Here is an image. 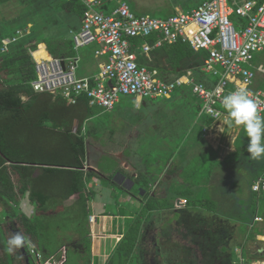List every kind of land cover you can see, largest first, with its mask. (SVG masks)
<instances>
[{"label":"trees","instance_id":"16d2710c","mask_svg":"<svg viewBox=\"0 0 264 264\" xmlns=\"http://www.w3.org/2000/svg\"><path fill=\"white\" fill-rule=\"evenodd\" d=\"M7 1L10 0H0V4ZM57 6L66 13L75 14L80 21L86 11L85 4L80 0H59ZM42 40L53 56L67 58L77 53L71 34L64 37L43 36ZM42 40L31 33L16 48L11 47L7 53L0 52V264H36L31 247L43 253L45 260L56 247L60 249L62 246L67 248L63 264H75L78 253L67 246L72 239L71 232L80 236L85 261L91 254L89 201L95 193L89 188L88 181L96 172L86 168L87 137L100 140L101 136H97L94 126L89 128L86 123L95 115L96 107L89 106L87 95L80 96L75 104H71L62 95L34 90L31 82L37 77V72L32 55L36 59L48 55ZM153 53L165 56L172 67L171 74L165 68H158L164 79L181 75L184 72V69L180 70L182 62L189 59L196 70V78L203 81L205 75L203 71H198V67L204 64L207 51H195L189 43L178 41L164 44ZM258 88L264 90V80L259 81ZM182 91L190 94L192 90L184 85L178 87L172 96ZM21 93L27 97L26 103H21ZM201 121L205 125L213 123L209 116H203ZM238 138L236 150L225 156V160L242 153L244 146L239 144ZM99 167L105 170L103 163ZM27 194L36 205L35 217L17 209ZM185 199L187 203L183 207L188 205L193 210L195 204L191 205L190 196ZM215 203L209 198L202 203V209L216 213ZM155 206L147 201L139 214L130 220L107 264H144V259L149 261L151 252L156 251L153 242L148 243V250L139 252L141 261L137 252L143 226ZM174 207L179 208L175 204ZM197 218L198 215L186 216V227L192 224L197 227ZM15 232H21L29 244L9 254L6 243ZM251 233L263 234L248 227L247 236ZM56 238L58 244L54 241Z\"/></svg>","mask_w":264,"mask_h":264},{"label":"built area","instance_id":"2783aa9c","mask_svg":"<svg viewBox=\"0 0 264 264\" xmlns=\"http://www.w3.org/2000/svg\"><path fill=\"white\" fill-rule=\"evenodd\" d=\"M80 1L86 11L80 29L72 32L75 49L96 43L95 56L105 55L106 59L100 62L95 76L78 77L80 57L53 56L44 43L48 57L36 59L31 54L37 72L31 82L35 91L62 95L71 104L87 95L89 106L111 110L120 94L170 98L178 87L188 85L201 101L200 115L213 119L212 124L203 127V133L207 137L214 130L217 144L211 145L217 150H223L226 145L222 136L228 126L221 132V122L212 113H217L220 119L226 115L221 105L224 95L245 86L262 102L260 106L264 109V91L251 89L257 73L264 75V61L255 62L256 54L264 52V0H205L191 10L177 9L167 18L137 14L126 0H119L111 12L102 10L105 0ZM235 14L240 18L238 23L231 19ZM31 33L28 25L15 29L1 38L0 52H9ZM178 41L189 43L195 51H207L204 70L219 76L213 86L199 81L192 72L164 79L157 67L141 62L142 57L150 56L155 49ZM232 129L231 143L234 144L240 129ZM226 149L231 151L232 147L227 145ZM252 190L264 193V176L253 182ZM186 203V199H179L175 206L180 208ZM95 218L90 215L89 221L94 222ZM260 221L263 216L257 214L255 222ZM235 250L240 253V249ZM31 252L39 264H58L54 257L42 260L34 247Z\"/></svg>","mask_w":264,"mask_h":264},{"label":"crops","instance_id":"0c3cea01","mask_svg":"<svg viewBox=\"0 0 264 264\" xmlns=\"http://www.w3.org/2000/svg\"><path fill=\"white\" fill-rule=\"evenodd\" d=\"M190 1L191 0H173L171 7L169 6L172 14H174L177 9L187 11L195 8L196 6L183 9L180 6V2H184V4L187 5ZM118 2L119 0H105L102 10L111 12L118 5ZM162 5V2H159L156 6L159 7ZM164 5L168 6L166 3ZM137 8L140 10L144 9V7L141 8L140 5L137 6ZM81 24L82 20L80 21L79 27L73 31L79 30ZM97 47L98 44L93 43L81 47L75 54L80 57L77 70L79 77H92L99 72L100 62L104 61L106 56L96 57L95 50ZM149 58H153V62L147 63ZM82 62L85 63V72L79 75ZM141 62L151 67L165 68L167 70L166 72L171 74L170 71H172V67L166 62L165 56L159 57L152 52L150 56L141 58ZM182 69H184V72L181 75L189 72L193 74L196 73L193 63L189 59L182 62L180 70ZM199 70L203 71L205 75V77H203V82L207 86L211 87L217 82L219 76L211 72H206L204 70V64L198 67V71ZM258 74L261 73H257V75ZM231 88H233V86H231ZM258 90L263 89L257 87L256 91ZM175 96L164 99H174ZM178 96L180 99L179 101L176 100L177 103L174 105V109L177 107L183 108L179 110L181 114L179 121H174V118L170 117L172 113H170V115L166 113L167 116L163 115L162 117L156 118L151 123L147 122L145 126L142 125L143 122L139 123V121H141L143 116L132 108H140L145 98H137L135 96L134 104L136 105H133L132 108H130V105L125 106V111L129 112V115L123 118V122H118V125H116L114 129L109 130L105 136L99 137L100 140L90 137V139L100 144L99 147L97 145L98 151L87 150V165L94 167L93 170L96 172L88 181L89 188L95 193L89 201L90 215H95L96 218L94 222L89 221L91 228V254L87 261H85V257L83 256L85 254V249L81 244L79 234L74 232L70 233L72 237L71 243L74 245V250L78 253V259L75 264H107L117 243L123 237L130 220L139 214L147 201L156 206L155 208L153 207L151 211L150 219L143 226L138 245L139 251L144 252L148 250L147 245L150 242H153L154 245H160V247L164 244H172L174 249H182L186 246L179 243L178 240H174V238L171 237L172 235L169 234V229L173 227L175 229L178 228V230L182 229L185 225L186 216L190 217V215H194V217H197L199 214L197 211H193L189 208L188 205L183 208L174 207L177 200L185 199L186 196H188L187 193L192 190L193 184L197 185L196 183L192 184V179L195 178L193 176L196 171L191 174L188 159L194 156V154L203 155L209 152L212 154L216 153L218 159L221 161V154H223V151L217 152L215 148L209 146L210 143L203 137V133H197L195 131L198 124L205 126L201 121L203 116L200 115L201 101L199 97L192 91H190V94L182 91ZM119 102L120 99L111 110H114ZM157 107H161V105H157ZM96 110L105 109L96 107ZM93 128L99 131L98 126L94 125ZM145 131H153V133L146 135ZM146 136L149 137V140H144ZM190 137H192V146H175L176 139L184 140ZM236 142L237 141L234 143L235 146ZM88 144H90L89 140ZM235 150L236 147H233L231 151L234 152ZM100 163H103L104 171L100 169ZM117 173L118 176L115 180L114 176ZM111 174H114L112 178H110ZM123 176L130 179L126 187L123 185ZM216 177V173H214V180ZM209 178L212 179V175H210ZM127 187H130V189ZM185 191L187 193H184ZM212 193L215 194L214 192ZM18 207L21 208V211L27 216L35 217L36 205L29 199L28 194ZM257 208L259 209L260 206L257 205ZM172 213H175L177 219H175L173 223L169 221L174 216ZM202 213L205 215L208 214V216L212 218L213 215L216 216V213L210 211L203 210ZM257 214L263 216V221L255 222L254 217L253 223L250 224L253 228L259 223H264V213H260L258 210L255 216ZM221 224L222 221L219 222V226H221ZM179 233H181V231H179ZM156 234L160 235L161 238H156ZM250 235L264 239V233L262 235L251 233ZM149 236L155 237L153 240H149ZM54 241L58 244V238ZM166 248H169V246L167 245ZM236 248L240 249V253L235 252ZM156 249L157 248H155V250ZM66 252V246H62L60 249L56 247L54 253L47 256L46 259L51 257L55 259L58 255V264H63L67 257ZM44 254H46L45 251ZM235 254H237V258ZM81 255L83 257H81ZM231 255L232 264H245V261H249L248 258H250L244 248L239 245L234 247V251L231 252ZM61 257L63 259H61ZM34 260L36 264H39L35 255ZM254 263L255 262H252L250 264Z\"/></svg>","mask_w":264,"mask_h":264},{"label":"rangeland","instance_id":"374dc122","mask_svg":"<svg viewBox=\"0 0 264 264\" xmlns=\"http://www.w3.org/2000/svg\"><path fill=\"white\" fill-rule=\"evenodd\" d=\"M58 1L59 0H10L0 4V39L5 34H10L9 31L27 25L31 27L32 34L39 37L40 40H42L43 36L64 37L68 34H72V31L79 27L80 20L75 14L66 13L59 8L57 6ZM126 1H128L132 10L138 14H149L158 18H165L172 14L170 7L173 0ZM159 2H162L163 5L157 7L156 5ZM202 2L203 0H191L187 5L184 4V2H180V6L183 9H189L198 6ZM165 3L168 6L164 5ZM139 5L141 8L144 7V9L140 10L137 8ZM231 19L235 23L240 22V18L236 14L233 15ZM24 40L25 39L14 44L12 48H16ZM256 61H264V52H258L256 54ZM150 62H153V58L148 59L147 63ZM84 69L85 63L82 62L79 75L85 72ZM261 79L264 80V75L258 74L251 85L252 90L256 91ZM174 96L175 95H173V97ZM119 99L120 102L114 110H96L93 118L86 123V126L89 128L94 125L99 127L97 136H105L109 130L114 129L115 126L118 125V122L124 121L123 118L129 115V112L125 111L126 105H130V108L136 105L134 104L135 96L133 95L120 94ZM179 99L180 97L178 95H176L174 99L146 97L144 99V103L146 104L143 103L140 105V108L133 107L132 109L143 116L139 123L143 122L142 125L144 126L147 125V122L151 123L156 118L162 117L163 115L167 116L166 113L169 115L172 113L170 117L174 118V121H179L181 116L179 110L183 108L177 107L174 109V105ZM157 105H161V107H157ZM262 115H264V112ZM227 129L228 131L222 136V141L226 145L222 150L223 154H221V161L218 159L216 153H208L207 155L194 154V156L188 159L191 174L196 171L193 176L195 178L192 179V184L196 183L197 186L193 184L192 190L188 193L185 191L184 193L190 196L191 205L195 204L196 206H194L193 210L199 213L197 227L192 224L191 227H186L185 225L179 230L174 227L169 229V234L174 232L172 234L174 240H178L179 243L186 246L182 249H174L172 244H167L169 248H166V244L161 245V247L159 245H154L153 249L157 248L156 251L151 252L148 258L149 261L144 259V264H151L152 261H154L155 264H232L231 252L234 251L236 245L243 247L245 252L250 256V258H248L249 261H245V264H250L252 262L261 264L264 262V257L258 256L255 252L259 248L264 247V239L257 238L253 235H250V237L247 236L248 227L251 231L253 230V232L264 233V223H259L254 228L250 226L258 210L260 213H264V193H255L252 190L253 182L257 178L264 176V159L254 161L250 158L247 152L248 138L246 132L243 128H237L238 130L240 129V134H237L238 137H240L238 142L243 145L244 148L239 155L225 160V156L232 152L226 149V146L229 145L232 149L236 147L235 144L231 143L233 129L229 127ZM195 131L201 133L202 126L198 124ZM213 132L214 130L207 133L205 139L208 143L216 145L218 137ZM150 133L152 134L153 131H145L146 135ZM88 140L90 144H88ZM144 140H149V137L146 136ZM94 141L90 139L89 136L87 137V150L98 151L97 145L99 147L100 144ZM192 143V137H190L184 140L176 139L175 145L176 147L179 145L189 147L192 146ZM211 146L213 147V145ZM219 148L221 149L222 147ZM215 150L221 152V150ZM214 173H216L217 176L215 180ZM210 175H212V179L209 178ZM209 198L216 201L214 208L216 207L217 212L216 216L213 215V218L209 217L208 214L205 215L202 213V203L206 202ZM258 203L260 205L259 209L257 208ZM17 209L20 212L22 210L18 206ZM172 214H174V216L169 220L171 223L176 219L175 213ZM220 221H222L221 226H219ZM179 231L183 233L179 234ZM155 236L156 238H160V235L156 234ZM67 246L70 248L74 247L71 241L67 243ZM139 252L138 250L137 256L141 261ZM69 253L70 257H72L71 252ZM235 257H238L237 254H235ZM61 259L63 258L61 257ZM42 260H44L43 255ZM55 260L58 262V255ZM71 260H73V258H71Z\"/></svg>","mask_w":264,"mask_h":264},{"label":"clouds","instance_id":"9594fccd","mask_svg":"<svg viewBox=\"0 0 264 264\" xmlns=\"http://www.w3.org/2000/svg\"><path fill=\"white\" fill-rule=\"evenodd\" d=\"M21 103L27 102V97L20 94ZM261 101L254 98L245 86L238 87L235 91L224 95L221 99L222 108L226 115L220 119L218 114L212 115L220 121L219 130L224 132V126L229 128H243L248 138L247 152L254 161L264 159V115ZM29 241L21 232H15L6 243V251L13 254L17 249L28 246Z\"/></svg>","mask_w":264,"mask_h":264},{"label":"water","instance_id":"95a60500","mask_svg":"<svg viewBox=\"0 0 264 264\" xmlns=\"http://www.w3.org/2000/svg\"><path fill=\"white\" fill-rule=\"evenodd\" d=\"M63 64H64V62H63ZM0 152H1V150H0ZM87 168H88V169H94V167H92V166H90V165H88ZM117 176H118V173L114 176V179H115V180H116ZM123 179H124V183H123V185L126 187L127 184L130 182V179L125 178L124 176H123ZM131 183H132V181H131ZM127 188L130 189V187H127ZM178 201H179V200H178Z\"/></svg>","mask_w":264,"mask_h":264},{"label":"flooded vegetation","instance_id":"af4514ba","mask_svg":"<svg viewBox=\"0 0 264 264\" xmlns=\"http://www.w3.org/2000/svg\"><path fill=\"white\" fill-rule=\"evenodd\" d=\"M255 252L257 253L258 256L264 257V247L263 248H259Z\"/></svg>","mask_w":264,"mask_h":264},{"label":"bare ground","instance_id":"6f19581e","mask_svg":"<svg viewBox=\"0 0 264 264\" xmlns=\"http://www.w3.org/2000/svg\"><path fill=\"white\" fill-rule=\"evenodd\" d=\"M46 57H48V55H47V56H45V58H46ZM261 264H264V262H262Z\"/></svg>","mask_w":264,"mask_h":264}]
</instances>
